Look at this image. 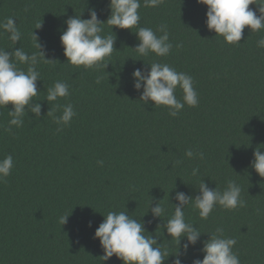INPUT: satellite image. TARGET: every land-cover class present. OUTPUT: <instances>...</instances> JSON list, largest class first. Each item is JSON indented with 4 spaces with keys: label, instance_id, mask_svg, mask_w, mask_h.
Segmentation results:
<instances>
[{
    "label": "trees",
    "instance_id": "trees-1",
    "mask_svg": "<svg viewBox=\"0 0 264 264\" xmlns=\"http://www.w3.org/2000/svg\"><path fill=\"white\" fill-rule=\"evenodd\" d=\"M108 4L109 0H0V21L16 18L22 33L16 44L0 31V47L39 52L34 32L46 58L54 60L37 65L42 80L34 99L43 104L41 117L27 113L23 127L13 126L9 133L5 129L13 106L0 107V159H14L11 175L0 182V264H123L115 256L103 262V249L94 239L109 211H128L136 219L145 215L150 235L175 254L177 245L163 227L158 228L164 221L147 214L152 199L153 206L163 199L167 220L178 203L176 191L194 198L201 180L223 191L229 178L241 186L245 207L228 211L217 206L203 220L188 205L185 219L202 233L223 227L226 237L237 240L233 251L241 264H264V178L250 167L254 152H264V48L257 47L264 30L251 32L246 27L241 43L229 45L208 30L207 6L197 0H164L156 8L143 7L141 0L140 26L154 31L160 24L168 26L174 45L168 56H139L133 50L139 41L131 30L111 32L105 24L101 35L117 37L107 69L67 64L60 41L65 21L81 14L90 19L94 8L98 19L106 22ZM38 24L42 26L36 29ZM152 62L190 75L198 105H185L171 117L166 108L140 101L132 73ZM99 74L104 78L97 84ZM56 81L67 82L71 93L57 103H71L77 113L61 132L53 116L46 115L50 105L42 101ZM175 95L182 100L179 90ZM61 114L58 107L54 115ZM188 149L203 152L205 158H187ZM197 166L199 176L193 177ZM65 215L69 217L62 225L60 217ZM209 238L202 234L201 242L182 257L183 264L203 259L202 242ZM173 260L170 256L165 264Z\"/></svg>",
    "mask_w": 264,
    "mask_h": 264
},
{
    "label": "clouds",
    "instance_id": "clouds-1",
    "mask_svg": "<svg viewBox=\"0 0 264 264\" xmlns=\"http://www.w3.org/2000/svg\"><path fill=\"white\" fill-rule=\"evenodd\" d=\"M163 2L164 0H143V7L156 8ZM197 3L207 6L205 23L208 30L214 31L215 37H222L229 45L241 43L246 27L251 32L264 30V0H197ZM141 6V0H109L110 15L106 22L98 19L94 8L89 10L90 19H83L82 14L68 18L65 21L66 30L60 36L67 58L66 63L77 68L83 67L85 70L107 69L110 64L107 63L108 58L117 50L115 48L117 37L114 38L111 34L101 35L105 24L109 26L111 32H114V28L131 30L139 41L132 49L139 56L148 57L152 54L157 57L168 56L174 45L170 40L167 24L158 25L155 31L150 27L140 26ZM15 21L14 17L0 21V31L7 33L8 39L17 44L22 33ZM41 26L42 24H38L36 29ZM33 38L37 41L36 47L39 52L28 54L22 47L12 51L0 47V107H8L9 104L13 106L8 113L11 119L5 129L9 133H12L13 126L23 127L27 113L35 114L36 118L42 115L43 104L40 100L34 99L40 93L37 82L42 80L37 65L42 61L49 63L54 60L46 58L34 32ZM175 46L181 47L179 44ZM257 47L264 48V38L257 41ZM19 65H26V70ZM146 65L145 69L136 68L132 73L133 87L141 93L139 100L145 105L154 102V108H166L171 117H177L185 105L189 107L198 105V94L190 75L177 71L167 63L152 62ZM103 78L102 74L97 75L96 83L99 84ZM178 90L182 93V100L177 99L175 95ZM70 94L67 82L56 81L47 88L46 98L42 100L50 105L46 115L53 116L58 126L57 132L70 126L77 115L71 103L62 106L57 103L59 99ZM58 107H62V114L55 116ZM185 156L189 159L205 158L203 152H194L192 149H188ZM97 164L103 166L104 161L98 160ZM250 167L264 178V152L259 148L254 152ZM13 168L12 155L0 159V182H6ZM199 173L198 166L191 171L193 177H198ZM198 191L199 194L194 198L182 191H176L175 200L178 203H173L174 213L167 220L164 219L167 210L162 203L163 199L155 201V206L153 199L150 202L147 214L150 212L153 219L164 221L158 228L163 227L171 237L169 241L177 245L178 250L175 254H169L168 248L158 242L159 237L150 235L143 220L145 215L136 219L129 215L128 211H109L103 215L104 220L94 234V239L99 240L103 249L104 254L100 258L106 262L115 256L123 264H165L171 256L174 257L173 264H183L182 257H187L189 248L201 242L202 234H208L210 238L202 242L203 259L196 258L192 264H241L239 256L233 251L237 240L226 237L223 227H217L214 232L202 233L196 225L186 221L184 212L185 206L191 205L198 210L201 219L207 220L217 206L228 211L245 207L246 201L242 198L241 186L229 178L226 180V187L221 191L217 186L214 189L210 188L205 180H201ZM68 217L69 215L61 216L59 222L65 225ZM91 226L89 222V227ZM185 240L186 242L182 244Z\"/></svg>",
    "mask_w": 264,
    "mask_h": 264
}]
</instances>
